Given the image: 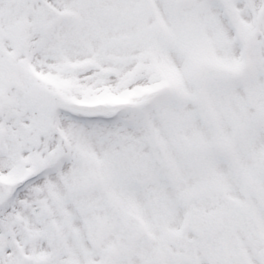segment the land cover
<instances>
[{
  "label": "snow or ice",
  "instance_id": "1",
  "mask_svg": "<svg viewBox=\"0 0 264 264\" xmlns=\"http://www.w3.org/2000/svg\"><path fill=\"white\" fill-rule=\"evenodd\" d=\"M0 264H264V0H0Z\"/></svg>",
  "mask_w": 264,
  "mask_h": 264
}]
</instances>
